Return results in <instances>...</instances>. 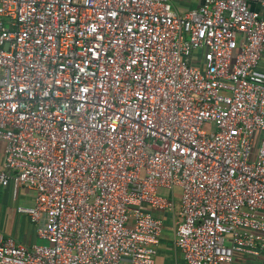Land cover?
Returning a JSON list of instances; mask_svg holds the SVG:
<instances>
[{"label":"built area","instance_id":"2783aa9c","mask_svg":"<svg viewBox=\"0 0 264 264\" xmlns=\"http://www.w3.org/2000/svg\"><path fill=\"white\" fill-rule=\"evenodd\" d=\"M0 0V186L42 244L0 264H228L264 244V1Z\"/></svg>","mask_w":264,"mask_h":264},{"label":"crops","instance_id":"0c3cea01","mask_svg":"<svg viewBox=\"0 0 264 264\" xmlns=\"http://www.w3.org/2000/svg\"><path fill=\"white\" fill-rule=\"evenodd\" d=\"M195 4L189 0H173L172 8L174 11L182 13ZM250 9L258 10V2H248ZM255 71L264 74V52L261 54ZM1 161V145H0ZM178 189L171 191L160 190V194L169 197L173 203V210L158 212L144 207L151 217L160 221V234L158 245L154 256V264H174L181 261V254L174 245V228L178 221L177 217V198ZM33 191L19 187L13 191L10 185L0 186V233L4 237L11 238L16 244L29 246L41 242L35 237V226L28 218L16 211V208H28L33 205ZM228 264H264V244L256 257L245 254H235Z\"/></svg>","mask_w":264,"mask_h":264},{"label":"water","instance_id":"95a60500","mask_svg":"<svg viewBox=\"0 0 264 264\" xmlns=\"http://www.w3.org/2000/svg\"><path fill=\"white\" fill-rule=\"evenodd\" d=\"M248 2H258V1H264V0H247Z\"/></svg>","mask_w":264,"mask_h":264},{"label":"rangeland","instance_id":"374dc122","mask_svg":"<svg viewBox=\"0 0 264 264\" xmlns=\"http://www.w3.org/2000/svg\"><path fill=\"white\" fill-rule=\"evenodd\" d=\"M43 242H38L37 244H42Z\"/></svg>","mask_w":264,"mask_h":264}]
</instances>
